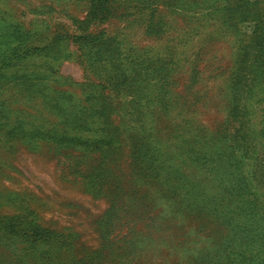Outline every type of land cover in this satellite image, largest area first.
Here are the masks:
<instances>
[{"label":"rangeland","instance_id":"1","mask_svg":"<svg viewBox=\"0 0 264 264\" xmlns=\"http://www.w3.org/2000/svg\"><path fill=\"white\" fill-rule=\"evenodd\" d=\"M0 264H264V0H0Z\"/></svg>","mask_w":264,"mask_h":264}]
</instances>
